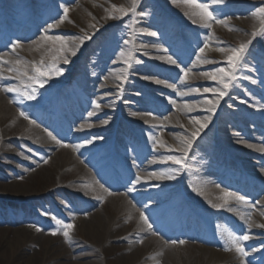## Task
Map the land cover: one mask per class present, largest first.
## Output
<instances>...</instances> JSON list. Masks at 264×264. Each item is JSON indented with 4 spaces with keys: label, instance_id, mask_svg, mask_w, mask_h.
I'll return each instance as SVG.
<instances>
[{
    "label": "rangeland",
    "instance_id": "374dc122",
    "mask_svg": "<svg viewBox=\"0 0 264 264\" xmlns=\"http://www.w3.org/2000/svg\"><path fill=\"white\" fill-rule=\"evenodd\" d=\"M36 1L42 0H23V4L17 12H9L7 7L10 0H0V18L15 37V41L8 40L7 47L2 50L6 52L10 48L12 52L8 51V53L12 54L18 49V45L14 47L15 42L24 44L40 40L41 44L47 48L52 61H49V65H45L43 62H35L33 65L45 72L46 80L63 83L66 86V95L76 94L77 87L81 88L82 94L76 98L74 109L65 110L60 107L58 110H54L56 108L50 107L52 108L50 110L48 107H42L41 102L37 103L34 99L30 100L31 105L38 104L39 106V111L36 113L46 118H49L51 113L63 114L64 125L58 130L46 128L56 140L66 142L61 139V135H75L79 131L86 115L94 111L93 101L104 105V101L99 100V96L112 98L111 106L114 114L117 90L128 76L126 72L130 70L132 75L127 79H129V85L132 84L129 91L134 96L128 98V105L126 106L130 110L136 111L133 104L139 105L140 110L137 112H141L142 115L125 113L127 121L132 126L130 129L132 132L121 139L123 148L119 152L116 163H123L128 154L133 156V161L137 166H144L150 157H156L159 159V163L154 165L152 169L155 172L160 170L165 176L173 177L162 179L166 184L164 188L169 189L170 192L172 190L170 195L181 199L178 180L181 172L190 165L185 157L191 156V149L184 153L181 151L184 149L182 147L184 141L178 143L172 139H169L171 141L170 146L169 144L166 146L159 133L175 134L182 139L192 138V135L186 130L178 127L171 129L169 126L171 124L187 126L188 124L184 121H179L180 116L187 119L206 116V120L213 116L214 118L219 117V120L211 122L209 126L211 141L204 133L190 141L191 147L194 144L198 146V150L194 152L195 158L209 162L201 168L202 174L221 178L227 172H233L235 167L237 174L250 177L248 187L246 186V189L230 187L226 190L229 193L243 196L248 204H251L252 210L264 209V178L259 179L247 174L243 166L245 164L253 165L252 161H255V158H246L240 152L235 151L230 154L232 156L229 163H224L223 160L217 163L215 157L211 155L210 149V142L220 143L219 126L222 123L232 126L234 132L241 134V145L246 147L253 146L252 142L245 136L247 130L251 132V128H255L257 125H261L264 130V28L261 32L257 30V23L262 22L264 27V11H261L264 10V0H196L197 3L205 4L208 11L212 12L214 19L207 22L210 23V27L204 26L206 22L198 14L199 10L191 4L184 3V0H138L135 15L130 12L122 18L119 12L113 10L112 6L127 8L130 7L131 0H45L37 8H30V5H36ZM12 2L14 8L20 4L17 0H12ZM65 7L69 9V12L67 18L60 22L61 17L64 16ZM109 13L117 18L109 19ZM216 20H220L222 23H217ZM251 31L260 34L257 33L252 36ZM150 32H156L157 35H149ZM55 37H62L63 39L56 40ZM81 38H84L83 41ZM248 41L251 43L244 55L255 61V66L251 67L252 72L243 73L238 68L235 79L230 82V86L226 90L227 94L219 100V103L214 107L206 103L207 100H214L215 97L211 92L204 93L203 89L209 88L218 91L222 86L217 81L202 74L212 73L215 69L224 67L226 56L230 54V50ZM206 43L207 47H205ZM154 45H159L167 56L171 55L173 59H177L181 67L191 69L184 80H181L184 74L178 68L166 61L161 62L159 60L160 55L156 52L149 51V49L148 51L145 50V47ZM135 47L139 50H136ZM202 47L205 50L200 53L199 49ZM73 51H75V55H72ZM136 51L138 53H134ZM70 56L72 57L71 60L76 63H69ZM197 56H200L201 60H197ZM65 59H67V63L64 62ZM53 66L60 70L59 75L53 70ZM141 68L148 71L152 79L151 82L143 81L141 76L144 73ZM30 73L32 76L37 75L33 71V66L30 68ZM109 77H116V79L111 80ZM156 80L164 81V83L157 84L155 83ZM80 81L83 82L81 86L79 85ZM105 83H109V89L103 88ZM135 83L138 84V88L135 87ZM168 84H174L175 89L168 87ZM33 85L36 91L43 88L38 82L33 83ZM17 88L22 89L21 87ZM195 89H200V91L197 92ZM14 93L16 94V92ZM209 108L212 110L209 111ZM105 116L107 115L97 116L92 121L100 122L105 119ZM133 117L137 118V121H134ZM1 121L4 120H0V135L2 136L4 135L3 128L6 129L7 126L3 125L4 122ZM31 121L37 122V119L32 118ZM109 123L111 125L112 120ZM11 133L12 131L9 130L5 135ZM257 134L264 139V131ZM84 135L86 136L82 137L83 139L67 141L71 144H79L81 152L78 153V158L86 161L96 160V164L90 165L91 171L102 165L103 167L107 166L108 163H104V161L107 160L106 145L110 128L104 135L93 132ZM152 135L155 136V140L151 139ZM98 136H103L104 139L102 155L105 157L102 159L99 156L101 149L92 142V138ZM132 139L136 143L134 147L130 143ZM154 145L159 148L156 154L152 153ZM11 146L18 152L13 151L11 154V151L0 149V183L11 186L17 185L16 187L22 188L23 192L39 197L36 199L37 201L29 202L35 208L38 217L43 218L45 215H50L61 221V224L53 227L47 226L44 231L57 233L54 235L56 238L54 245H59L63 241L67 248L68 243L72 240L74 242L73 249L69 255L78 258L76 256L81 255L83 251L86 252V240L94 239L79 225L76 217H63L62 213L63 211L65 213L72 212L74 216L83 217L97 210L104 211L103 199L98 198L96 200L97 192L90 190L91 185L87 179H72L68 170L60 168L52 156V152L61 149L60 144L56 145V148H53L50 153H43L42 148H33L27 140L19 142V144L11 143ZM147 152L150 156L147 155ZM169 156L179 158L181 163H172L171 160L167 159ZM173 172L174 174L171 175ZM110 180V178L106 179L105 177L99 181L107 186ZM134 180L135 175H131L125 186ZM148 181L149 179L142 180L146 184ZM56 186L62 188L58 189L61 193L52 194L59 214L50 211L49 204L43 198V195L48 191L53 192ZM186 188L191 195V186L186 184ZM192 202L194 201L192 200ZM0 203H2L0 204V216L2 218H10L9 215L11 216V214L16 216V223H0V264H11L17 260V264H26L23 259L28 258L33 259V264H62L69 260L66 257L68 256L67 253H62L56 257L52 256V253L47 252L42 246L39 239L23 245L25 253L20 254L21 250L16 252L15 249L20 247L21 243L17 237H14V229L22 225L17 214L22 212L24 203L7 199L1 200ZM146 204L156 207L158 213L165 212L163 206L153 199L148 198ZM16 206L21 207V209L17 210ZM192 207L188 212L193 213L194 210L201 211L202 209L200 206L195 207L193 205ZM104 214L107 215V213ZM160 221L164 223L167 220L162 217ZM223 221L236 236L245 234V231L239 228L240 224L235 218H230L227 221L223 217ZM91 223L93 222L91 221ZM63 224L73 225V228L69 230L70 239L68 241H65L62 234ZM27 227L37 228L40 226L39 224H29ZM31 243L35 244L32 245ZM74 245L82 248L74 250ZM258 245H253L249 250L256 249ZM130 249L129 251H119L108 245L103 250L99 249L98 263L128 264L124 263L122 259L130 252L135 251L134 247ZM56 250L58 254H61L62 248ZM260 256L261 254L257 253L253 258ZM141 260V264L157 262L156 259L144 256Z\"/></svg>",
    "mask_w": 264,
    "mask_h": 264
},
{
    "label": "bare ground",
    "instance_id": "6f19581e",
    "mask_svg": "<svg viewBox=\"0 0 264 264\" xmlns=\"http://www.w3.org/2000/svg\"><path fill=\"white\" fill-rule=\"evenodd\" d=\"M17 1H19L20 4L14 8L13 2L10 0V4L7 7L9 12H17L21 7L23 0ZM44 1L45 0L36 1L37 3L35 6L30 5L29 7L37 8L39 4H42ZM262 24V22L257 23V30L260 32L264 28ZM6 26L7 25H5L0 18V60L9 62L0 65V74H2L3 77L0 78V120H4L1 122H4L3 125L7 126L5 127L6 129L3 128L4 135H0V138L3 137L0 139V149L11 151L12 154L13 151L17 150L12 148L11 143L15 142L19 144V142L27 140L33 148H42L43 153H50L58 144L55 142L56 139L49 137V132L46 128L58 130L64 125V121L62 120L64 117L62 116L63 114H60V116L58 112H56L57 114L51 113V116L46 118L36 113L39 111L38 104L31 105V99H27L26 95L17 92L16 94L14 92H5L2 89L4 87H21L22 92H30L34 85L28 81L27 76H18L16 72H9L8 68H18L20 71H26L28 75H31L30 68H32L35 62H43L45 65H49V61L52 60L49 57L47 48L41 44L42 42H40V40L24 44L22 42H20V44L15 42V45H18V49L15 52L9 54L8 51L12 52L10 48L6 52H3L4 50L2 49L7 47L8 40L15 41L13 32ZM135 49L139 50L137 47H135ZM148 49L149 51L159 54V60H161V62L166 61L162 59V57H166L167 54L159 45L145 47L146 51H148ZM134 53L138 52L136 51ZM71 59L72 57L70 56L68 59L69 63H76ZM17 60L20 61L19 64L16 63ZM252 66H255V61L248 59V57L243 54V58L238 67L239 70L243 73H250L253 70L251 68ZM141 70L144 73L141 76L143 81L151 82L152 79L148 71L144 68H141ZM144 77L148 78L145 79ZM109 79L115 80L116 77H109ZM42 80L45 81L44 86L37 91L35 90V102H41L43 104L42 107L56 108L54 110H58L60 107L65 110H69L70 108L74 109L76 98L82 94L81 88L77 87L76 94L66 95V86L63 83L46 80L45 76L42 77ZM26 84H31V87L25 88ZM108 84L105 83L103 88L109 89ZM79 85H83V82L80 81ZM135 87L138 88V84L135 83ZM132 95L134 96V94L130 93L128 90L124 100V111L127 114L136 113L141 116L142 113L137 112V110H140V108H138L139 105L133 104L136 111L130 110L128 106H126L128 105V98L132 97ZM98 98L104 101V105L99 104V108L95 106L93 114L91 116H89V113L86 115L83 123H81L79 131L75 135H61V139H64L66 142L61 141V149L52 152L53 159L60 165L61 169L68 170L72 179H87L88 183L91 185L90 190L97 192L96 200L98 198L100 200L103 199L102 202H104L105 205L103 207L104 211L97 210L83 217L74 216L72 212L65 213L63 211L62 213L64 215L63 217H76L79 225L94 240H86V252L83 251L81 255L79 254L76 256L78 258L70 257L69 253L71 249H73L72 245L74 242L71 240L67 248L61 240L62 243L54 245L55 236L52 232L44 230L47 226L51 225L53 227L57 225V220L53 219V216L50 215H45L43 218L38 217L35 208L29 203L31 201H37L36 199L39 197H36L35 194L23 192L22 188L16 187L17 185L11 186L10 184L0 183V201L7 199L9 201H21V203H24L22 212L17 214L22 225L14 229V237H17L21 243V245H19L20 247L15 249V251L21 250L20 254L25 253L23 245L39 239L42 246L47 252H51L52 256L56 257L57 255H62V253H67L68 256H65L69 260L62 264H99L97 260L99 249L103 250L108 245L112 247V249L119 251H129L131 250L130 248L134 247L135 251L130 252L122 259L124 263L126 262L128 264H141L142 256L151 257L154 260L156 259L157 262L153 264H264V227L260 226L264 225V215H262L264 209L259 210L257 208L256 210H252L251 204H248L246 200L245 202H237L231 197L228 198L227 206L221 208L212 207L213 204L224 203L223 193L225 191L229 192L226 188L230 189V187H234L246 189L250 177H246L244 174H237L235 172V167L233 172H227V174L224 177L222 175L221 178L203 175L201 168L209 164V162L195 158L194 152L198 150V146L194 144V146L191 147V145L189 146L187 143L191 141L193 137L182 139L175 134L159 133V135H161V140L166 146L171 142L169 139H172L175 142L178 141V143L184 141L182 146L184 147V153L191 149V156L185 157V160L190 162V165L184 170L185 175H187V178H185L186 184L187 186H191L192 200L196 205L204 207L205 211H196L192 217L189 216L191 218L188 221L184 219L185 215L179 214L177 216V213L190 209V205L182 201L180 202L174 195H170L172 190L170 192L169 189L164 188L166 185L164 184V180L156 179L152 175L153 173H162L160 170L155 172L152 169L154 165L159 163V159L156 157H150L149 161L144 166H137L133 161V156L128 154L123 163H116V160L109 159L106 160L108 166L103 167L102 165L91 171L89 169L91 168L90 165L96 164L94 162L95 160L86 161L78 158V153L81 152L79 150V144H71L67 141L83 139L82 137L86 136L84 134L91 132L102 133L104 135L109 128L110 133H112L116 118L115 110L113 114L111 106L112 98L110 96H99ZM21 112L27 116V119L20 115ZM101 115L107 116L100 122L92 121L97 116ZM32 118H36L37 122L31 121ZM178 119L179 121H184L188 125L182 127L171 124V126H169L171 129H175V127L182 128L190 135H192L194 131L199 130L197 136L204 133L211 141L209 126L211 122L219 120V117L214 118L213 116L209 120H206V116L195 117L193 119L180 116ZM105 120L107 123H104ZM109 120H112L111 127ZM133 120L137 121V118L135 119V117H133ZM194 121H199V123H195ZM201 124H205L203 129L200 128ZM251 129V132H249V130L245 132L247 133L245 136L252 142L253 146L246 147L241 145L240 140L242 136L234 132L232 126L230 127L223 123L220 124V143L214 144L210 142L211 155L215 157V162L217 163L222 160L224 163H229L228 157L235 151H237V153L240 152L246 158L253 157L255 158V161H252L253 165L245 164L243 166L247 174L263 179L264 151H261V149H264V139L257 133L264 130L261 125H257L255 128ZM9 130H11L12 133L5 135ZM151 139L155 140V136L152 135ZM92 142L97 144L98 148H102L104 144L103 136L92 138ZM131 145L133 147L136 145L134 139L131 140ZM122 148L123 145L119 144L118 149L121 150ZM158 150V147H154L152 153L156 154ZM147 155L150 156L148 152ZM246 158L243 159L247 160ZM106 161L104 162L106 163ZM130 174L132 176L135 175V180L129 182V184L127 183V186H125L126 181L131 176ZM172 174H174V172L171 173V175ZM137 176L140 177L139 181L136 180ZM105 177L106 179H111L107 183V186L99 181L103 180ZM143 179H149L148 183L142 182ZM129 189H131V191H129ZM193 189L196 190L193 191ZM56 192L61 193V191L58 190H54L53 192L48 191L43 195V198L46 199L47 204H49L50 211L59 214L60 212L55 207L56 203L52 198V194ZM148 198L163 205L170 213L165 224L160 222V213L152 212V205L146 204ZM229 207L232 211L228 210ZM16 209L20 210L21 207L16 206ZM141 212H143L145 218L148 219L149 224L152 225L151 228H148L140 219ZM104 213H107V215ZM172 213H176L175 218L172 217ZM228 216L230 217L228 218ZM9 217L10 218H2L0 216V223H14L16 221V216L13 214H11V216L9 215ZM223 217H225L227 221L230 220V218H235L240 224L239 228L245 231V234L249 236V239L242 244L245 251L248 253L247 256L242 257L235 251V247L229 235V233L232 232L228 226L224 224ZM91 221L93 223H91ZM89 223L91 224L89 225ZM29 224H39L41 228H29L27 227ZM249 225H251V227H249ZM173 241H175V243H173ZM180 241H184V243L181 244L179 243ZM31 244L34 245L35 243ZM256 244H259L256 249L249 250ZM58 248H62L61 254H58L56 250ZM78 248L82 247L74 245V250ZM225 249L230 250L226 251ZM257 253L261 254V256L253 258ZM23 260L26 264L34 263L33 259L30 258ZM23 260L21 261L23 262ZM17 261L11 264H17Z\"/></svg>",
    "mask_w": 264,
    "mask_h": 264
},
{
    "label": "snow or ice",
    "instance_id": "6c2138e0",
    "mask_svg": "<svg viewBox=\"0 0 264 264\" xmlns=\"http://www.w3.org/2000/svg\"><path fill=\"white\" fill-rule=\"evenodd\" d=\"M137 2H138V0H131L130 7H127V8H125L123 6L117 8V6H115V5H113L112 8H113L114 11H117V12L120 13V17L121 18L123 16H127L130 12L133 15H135V9H136ZM184 3L191 4L194 8L199 10L198 14L206 22L204 26H206V27H210L211 26L210 23H207V22L211 21L212 19H214V17H213L212 12L208 11V7L205 4L197 3L196 0H184ZM63 11H64V16L61 17V21L60 22H63V20L67 18V14L69 12V9L67 7H65ZM261 11H264V10H261ZM108 18L109 19H114V18H117V17H115L111 13H109ZM216 22L217 23H222V21H220V20H216ZM193 23H195V21H193ZM148 34L152 35V36H156L157 35L156 32H150ZM256 34L257 33L254 31V32H252L251 35L255 36ZM46 38L47 39H52L51 37H46ZM54 39L62 40L63 38L62 37H55ZM83 39L84 38H81L82 41H83ZM250 43H251V41H248V42L239 44L238 47L232 48L230 50V54H228L226 56V61H225V66L224 67H219V68L215 69L214 72H212V73H203L202 74V75L208 76L210 79H212L214 81H217V83H219L222 86L218 91L215 90V89H209V88H204L203 89L204 93L211 92L213 94V96L215 97L214 100H207L206 103H208V104H210V105H212L214 107L216 104L219 103V100L222 99L227 94L226 90L229 88L230 82L233 79H235V73H236V71H237V69L239 67L240 61L242 60L243 54L248 49V45ZM16 46L17 45H14V47H16ZM207 46L208 45L206 43L205 47H207ZM204 50H205V48L202 47V48L199 49V52L203 53ZM219 50L220 51H224L223 49H219ZM75 54H76L75 51H73L72 55H75ZM162 59H165L168 64L174 65L176 68L179 69V71L181 73L184 74L181 77V80H184L188 76L189 72L191 71V69H188L186 67H181V65L178 62V60L177 59H173L171 55L166 56V57H162ZM197 60H201V57L197 56ZM64 62L67 63L68 62L67 59H65ZM7 63H9V62L0 60V65L7 64ZM16 63L19 64L20 61L17 60ZM53 70L56 72L57 75L60 74V70L59 69H55L54 66H53ZM8 71L9 72H16L18 74V76H27L29 81H31L33 83L38 82L41 87H43V84L45 82V81L42 80V77L45 75V72L40 71L39 67H36L35 65H33V71L37 73V75H35V76L28 75V73L26 71L22 72L18 68H11L10 67V68H8ZM0 78H3L2 74H0ZM144 78L147 79L148 77H144ZM155 83L161 84V83H164V81L156 80ZM253 83H255V81H253ZM167 86L170 87V88L175 89V85L174 84H168ZM29 87H31V84H26L25 85V88H29ZM2 90L5 91V92H17V93L26 95L27 99H34L35 98V95H34L35 88L34 87H32L30 92H22L21 89L15 88V87H4ZM195 91L199 92L200 89H195ZM93 104L97 108L100 107V105L96 101H93ZM208 110L211 111L212 108H209ZM92 114L93 113L90 112L89 116H91ZM20 115L24 116V118L27 119V116H25L23 112H21ZM133 115H136V113H133ZM194 122L195 123H199V121H194ZM104 123H107V121L105 120ZM204 127H205V124H201L200 125L201 129H203ZM198 131L199 130L194 131L192 133V137L193 138L198 135ZM48 135H49V137L55 139V137L52 136L51 132H49ZM88 142L91 143V141H88ZM56 143L60 144L61 142L59 140H56ZM187 143L190 146V141H188ZM154 147H155V145H154ZM181 151H184V149H181ZM261 151H264V149H261ZM167 159L171 160L172 163H175V164H180L181 163V160L179 158H176V157L169 156ZM152 175L156 179H165V178L171 179V178H173L171 176H165L163 173H161V174L153 173ZM136 180L139 181L140 177L137 176ZM195 190L196 189H193V191H195ZM129 191H131V189H129ZM229 197L235 199L237 202H245V198L243 196L236 195L234 193H229V192L225 191L223 193L224 203L223 204H213L212 207L221 208V207L227 206ZM228 210L232 211V209L230 207L228 208ZM262 215H264V213H262ZM53 219H55V218H53ZM140 219L143 221V223L145 225L148 226V228L152 227V225L149 224L148 219L145 218L143 212H141ZM56 223L57 224H61V221L57 220ZM260 226L264 227V225H260ZM249 227H251V225H249ZM62 228H63L62 234L64 236V239H65V241H68L70 239L69 230L73 228V225L72 224H63ZM37 230H39V229H37ZM52 234L56 235L57 233L53 232ZM229 235H230V237L232 239V243H233V245L235 247V251L237 253H239L242 257L247 256L248 253L245 251V249L242 246V244H243L244 241H247L249 239V236L247 234L236 236L233 233H229ZM173 243H175V241H173ZM179 243L183 244L184 241H180ZM225 250L227 251V250H230V249H225Z\"/></svg>",
    "mask_w": 264,
    "mask_h": 264
}]
</instances>
